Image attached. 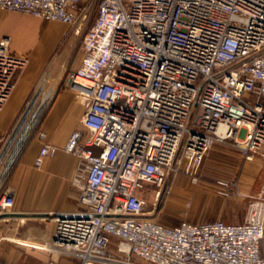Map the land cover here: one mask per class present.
<instances>
[{
  "label": "built area",
  "instance_id": "built-area-1",
  "mask_svg": "<svg viewBox=\"0 0 264 264\" xmlns=\"http://www.w3.org/2000/svg\"><path fill=\"white\" fill-rule=\"evenodd\" d=\"M0 8L83 34L68 73L85 102L65 150L79 207L54 216L45 264H264V199L240 222L169 224L158 203L215 144L264 153V0H0ZM0 41V107L25 60ZM44 135V134H43ZM59 146L44 142L35 164ZM225 193L239 181L218 183ZM152 205V207H148ZM14 196L0 198V215ZM36 246H34L35 248Z\"/></svg>",
  "mask_w": 264,
  "mask_h": 264
},
{
  "label": "crops",
  "instance_id": "crops-1",
  "mask_svg": "<svg viewBox=\"0 0 264 264\" xmlns=\"http://www.w3.org/2000/svg\"><path fill=\"white\" fill-rule=\"evenodd\" d=\"M22 33L31 39L23 40L24 44L16 50L29 52V64L16 73L12 93L0 107V198L7 193L14 196L10 212L0 215V264H45L51 256L37 245L52 233L54 221L50 214L71 213L79 207V189L74 184L79 160L65 150V145L73 130L83 128L86 104L75 96L67 83L59 88L60 83L55 80L54 86L51 84L50 87L57 91L52 97L51 90L52 94L47 97L46 104L51 101L38 131L29 136L18 150V140L13 141L4 153L51 54L50 46H46L50 42L49 34L45 32V37H42L43 33L39 35L28 27L22 29ZM81 57L82 48L76 68ZM44 142L56 144L59 149L54 156L45 158L41 167H37L35 161ZM12 167L13 173L7 178ZM203 201L204 198L200 199V203ZM216 214L223 216L224 209L217 210ZM61 261L71 262L65 257Z\"/></svg>",
  "mask_w": 264,
  "mask_h": 264
},
{
  "label": "rangeland",
  "instance_id": "rangeland-1",
  "mask_svg": "<svg viewBox=\"0 0 264 264\" xmlns=\"http://www.w3.org/2000/svg\"><path fill=\"white\" fill-rule=\"evenodd\" d=\"M26 27L35 29L39 35L42 33L44 35L45 32L48 33L49 29L51 30L52 34L48 36L50 42L46 43V46H50L51 54L46 64H44L42 77L34 87L18 124L27 109H29V103L35 97L45 77L43 91L33 106L30 107L31 111L38 107L40 101L47 100V97H50L51 90H53L52 97L54 96L57 89L50 86L51 84L54 86L55 80L60 83L59 88L64 83L69 85L67 81L68 73L76 69L83 40V34H76L73 27L68 24L0 8V41L7 36L9 50L25 60V63L20 64L13 72L12 83H14L16 73L29 64V52L16 50V47L18 48L24 44L23 40L31 39L22 33V29ZM50 101L51 99L32 128L31 135L29 134L30 137L38 131L41 118ZM29 136L25 142L30 138ZM17 140L18 136L14 142ZM13 170V167L9 170L7 178L11 177ZM234 180L239 181V190L233 188L230 193H225L218 184L222 181ZM169 182L171 183V192L165 193L157 205L161 221L175 224L183 219L200 222L223 218L228 222H240L248 217L250 206L256 200L264 199V153L260 152L253 160H247L233 144L218 143L205 154L194 174L180 172L171 178ZM202 193L205 194V198L200 203L199 198ZM196 196L199 198L196 199ZM171 204L173 205L171 206ZM148 207H152V205L149 204ZM222 208L224 209V215L219 216L216 214L217 210Z\"/></svg>",
  "mask_w": 264,
  "mask_h": 264
},
{
  "label": "bare ground",
  "instance_id": "bare-ground-1",
  "mask_svg": "<svg viewBox=\"0 0 264 264\" xmlns=\"http://www.w3.org/2000/svg\"><path fill=\"white\" fill-rule=\"evenodd\" d=\"M47 34H52L50 29L48 30V33ZM42 37H45V36L43 35ZM45 81H46V77H45L43 83L41 84V86L39 87V89H38L35 97L29 103V105H30L29 106V109H27V111L23 115V117H22L20 123L18 124V127L16 128L15 132L13 133V136L10 139V141L8 143V146L6 147L4 153L11 146V144L13 143V141L16 139L17 136H18V142H17L16 149L18 150V148H20V146L24 144L23 142H25V140L29 136L32 128L34 127V125L38 121V119H39V117H40L43 109L46 106V99H43L42 101H40L39 104H38V107H36V109H34V110L31 111V108L30 107L33 106V104L37 101L38 97L42 93L43 88H44ZM30 111H31V114H30ZM16 149H15V151H16ZM15 151L13 152V155L16 154ZM12 159H14V158H12ZM196 195H197V193H196ZM200 196H202V198H205V194H203V193H202V195L200 194ZM198 198L196 196V199H198ZM202 198H199V200L202 199ZM199 200H197V201H199Z\"/></svg>",
  "mask_w": 264,
  "mask_h": 264
},
{
  "label": "water",
  "instance_id": "water-1",
  "mask_svg": "<svg viewBox=\"0 0 264 264\" xmlns=\"http://www.w3.org/2000/svg\"><path fill=\"white\" fill-rule=\"evenodd\" d=\"M56 216L65 217V216H73L71 213H57Z\"/></svg>",
  "mask_w": 264,
  "mask_h": 264
}]
</instances>
